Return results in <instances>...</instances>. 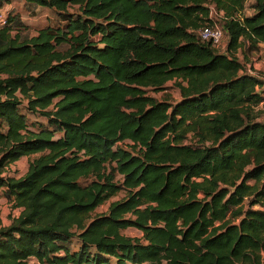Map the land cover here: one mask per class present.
<instances>
[{
	"label": "trees",
	"instance_id": "16d2710c",
	"mask_svg": "<svg viewBox=\"0 0 264 264\" xmlns=\"http://www.w3.org/2000/svg\"><path fill=\"white\" fill-rule=\"evenodd\" d=\"M23 1L66 23L0 21V198L20 210L0 264H264V76L238 58L264 46V0ZM212 11L223 53L198 35ZM168 82L179 102L148 94Z\"/></svg>",
	"mask_w": 264,
	"mask_h": 264
},
{
	"label": "rangeland",
	"instance_id": "374dc122",
	"mask_svg": "<svg viewBox=\"0 0 264 264\" xmlns=\"http://www.w3.org/2000/svg\"><path fill=\"white\" fill-rule=\"evenodd\" d=\"M252 1H248L246 4L245 14H252V10L249 8ZM0 7V21L14 18L16 24L12 25L14 31L12 35L19 34L21 39L31 38L37 35V33L46 27H63L65 21H63L57 13L49 9H42L34 6H27L23 0H5ZM75 8H70L68 14L73 15ZM212 19L218 25L221 24V16L215 12L212 14ZM19 23V24H17ZM227 38L224 35V39L221 45L217 48L218 52H225ZM238 58L242 63H245L247 72L251 75L263 74L264 76V46L260 45L258 51L249 54L245 51H240L238 53ZM252 68V70H251ZM149 95L155 97L158 100H168L170 103H177L180 101V96L178 90L175 88L174 82H168L165 86V90L160 92L149 91ZM23 107H26V102H23ZM257 120L264 123V102L261 103L254 110ZM29 128L38 129L39 127H44L46 125V119L39 115H29ZM31 123H34L33 125ZM33 159L22 158L18 162L8 165L4 172V177L20 178L22 177L28 169L29 162ZM125 197V192H120L116 196L112 197L110 200L106 201L102 206L97 208L91 215L94 217L96 215L105 214L108 210L110 203L122 200ZM20 213L19 209H14L7 200L0 198V228L8 227L12 220L17 218ZM123 234L128 237H141V233L134 230L128 229L123 231ZM71 249H76V246L71 247ZM30 264H34L32 260Z\"/></svg>",
	"mask_w": 264,
	"mask_h": 264
},
{
	"label": "built area",
	"instance_id": "2783aa9c",
	"mask_svg": "<svg viewBox=\"0 0 264 264\" xmlns=\"http://www.w3.org/2000/svg\"><path fill=\"white\" fill-rule=\"evenodd\" d=\"M213 12L214 11L211 12L210 17H212ZM219 15L222 18V14ZM198 35L201 41L209 42L214 47H219L224 39L223 30L216 22L205 23V25L198 31Z\"/></svg>",
	"mask_w": 264,
	"mask_h": 264
}]
</instances>
